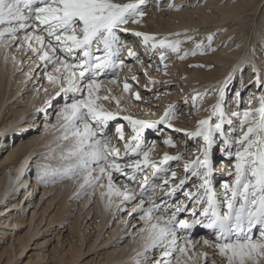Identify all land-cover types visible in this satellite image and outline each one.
Listing matches in <instances>:
<instances>
[{"label": "snow or ice", "instance_id": "1", "mask_svg": "<svg viewBox=\"0 0 264 264\" xmlns=\"http://www.w3.org/2000/svg\"><path fill=\"white\" fill-rule=\"evenodd\" d=\"M146 2L0 0V43L19 41L21 46L26 44L28 50L43 62L42 70L49 83L59 87L56 98L64 100L59 113V139L69 142L61 156L66 163L51 172L45 166L44 176L82 177L81 188H106L101 192V198L107 196L109 205L115 197L120 199V210L131 206L132 211L128 214H138L143 222L140 231L144 245L136 264H148L150 252L153 256L159 254V259H151V264H173L177 253L175 264H181V257H187L189 249L194 247L191 232L196 226L210 230L215 248L227 264H264V77L255 66L250 62L246 65L253 68L254 79L250 84L256 87L259 95L249 90L246 110H241L240 105L245 103L241 93L247 86L236 93V110L225 107L233 73L210 89L211 93H219L217 102L211 107L209 117L198 121L195 131L184 133L189 140L200 138L202 144L195 158L184 163L185 175L178 183L177 172L166 165L182 160L187 153H165L157 161L151 156L153 147L145 142L143 135L146 129L163 134V129L158 128L160 125L172 128L176 133L182 132L171 123L176 118V106L170 104L159 120L134 119L131 115L120 116L125 110L120 108L119 98L100 95L101 77L111 76L115 83L126 67L121 59L124 51L129 59L143 63L131 42L122 35L124 33L139 38L146 53L159 51L162 64L169 50L181 60L189 54L196 55L197 51L200 54L215 51L213 35L207 36L205 43L204 40L196 42L195 36L187 32L172 33L177 39H169L124 27L142 22ZM173 7L169 5V8ZM181 36L186 39H179ZM187 41H192L195 48L191 53L181 54V45ZM61 56L67 59H61ZM164 68L166 74V64ZM132 79L137 77L133 75ZM157 83L149 78L145 88L151 91L148 86ZM130 87L125 81L123 91L127 93ZM207 95L209 92L194 96L193 107L198 106V99L203 101ZM254 95L258 107L252 106ZM135 99H141L139 92L135 93ZM113 100L116 110L106 109L102 102ZM46 104L51 107L52 101L48 100ZM118 117L131 127L132 135L127 140L125 126ZM234 119L239 121L238 125L234 124ZM112 121L116 122L114 127L119 140L125 141L123 152L119 144L110 142ZM237 132L241 134L237 136ZM163 143L176 146L171 136ZM218 145H223L221 151L230 160L235 159L234 172L229 173L234 178L231 183L222 185L220 193L213 187V150ZM114 173L125 178L122 188L114 183ZM191 177L199 180V184L193 185L195 191L187 188ZM137 185L138 192L135 191ZM169 185V190L164 191ZM158 188L164 191L159 201L154 199ZM177 192H181L185 200L179 199ZM182 213L189 214L191 219H180ZM204 256L206 258V254Z\"/></svg>", "mask_w": 264, "mask_h": 264}, {"label": "bare ground", "instance_id": "2", "mask_svg": "<svg viewBox=\"0 0 264 264\" xmlns=\"http://www.w3.org/2000/svg\"><path fill=\"white\" fill-rule=\"evenodd\" d=\"M162 1L164 5H167L162 12L153 14L148 10L149 12L146 11V15L142 18L140 24L130 23L124 27L129 28L131 31L152 34L158 38L168 36L169 39H177V37L171 35L172 33L187 32L188 35L195 36L196 42L201 41L215 31L212 45H215L214 49L216 50L201 54L202 58L199 59V65L201 64V66L198 70H190L189 68L190 63L198 61L197 58L184 61L179 59L177 54L171 51L166 52L167 59L162 65H168L172 61L174 63L171 64L179 65L178 75L181 77L180 84L183 86L182 90L184 92L189 91L188 94L191 93L190 96L192 98L198 96V94L210 92V89L220 84L229 73L239 72L240 69L236 70L239 67L238 65L244 66V69L251 68L253 70L252 67H246L250 62L260 72L261 76L264 77V24L262 26L259 25L262 28L258 29L259 26L256 23L255 39H251L253 37L252 34L249 45L246 43L248 40L247 36L239 33V29L243 30L244 27L243 18L249 16L246 13L249 11L248 4L252 1L236 0L233 2L232 0H228L224 3L223 0H207L205 3L204 0H193L189 3H186V0ZM114 2L128 3L134 2V0H114ZM179 3H181L182 8L180 7V10H176V8H179ZM169 5H173L174 7L169 8ZM258 6L259 4L255 3L250 8L252 11L251 16H254V12L258 9ZM210 9L216 15H213ZM122 35L126 40L132 38V49L138 53L141 61H145L146 57L144 56H147L151 51L145 52L144 48L141 47L139 38L127 33ZM179 39L184 40L186 37L181 36ZM188 48L183 50H188ZM142 49L143 51H141ZM155 53L160 55L159 51ZM181 54H183L182 50ZM122 57L124 58L125 65H131L130 73L125 68L115 83L112 82L111 78L106 79V77H101L102 88L100 95H111L119 98V106L125 110L120 114L122 116L133 115L135 119L138 116L137 114H142L145 112V109L149 108L143 105L148 101L147 94H149V91L145 88L147 80L144 75H140L137 79L141 82L142 87L135 85L131 74L139 73L138 67L132 64L134 59H129L127 51H124ZM61 59H65V57H61ZM42 65L43 62L28 50L26 44L21 46L19 41L15 43H4L3 45L0 44V151H2L0 154V243L5 238V235H11L8 245L0 252V264H19V259L28 255L31 249L36 256L41 255L45 251L51 238L44 237L40 242H35V239L40 233L43 235L48 232L53 224H58V226H61L62 231H67L61 237L59 251H53V247L49 251L51 252L52 250L54 252L53 258L56 264H136L139 259L138 253L143 251L144 239L140 231L143 227V222L139 219L138 214L133 213L131 216L128 214L132 211L131 206L126 207V210H120L118 208L120 199L115 197L112 198L113 202L109 205L107 196L103 199L101 198V192L106 191V188H81L83 179L79 176H74L67 182L63 181L64 183L61 185L62 189L57 191L52 198H49L53 188L49 185L54 182L52 181L53 179L55 180L59 177L52 175L44 176L45 166H47V171L49 172L62 168L66 161L62 160L61 156L69 142L59 139L61 134V117L59 113L64 100L62 98H56V92L60 89L58 86L54 87L49 83L42 70ZM162 70L165 72V69ZM171 76L172 73H164L163 79L166 83L162 84L161 82L157 85L160 88H164V91L168 90L169 86L167 82L173 79ZM125 81L131 85L127 93L123 91ZM242 81H245V78ZM248 81L246 80V83ZM253 89H256V87L254 86ZM137 92L140 93L141 97V103L138 104L133 101L136 100L135 93ZM252 92L256 93L254 90ZM47 93L50 94L47 95ZM217 95L218 92H215L214 97L209 99L207 104L213 106ZM40 97L42 100L39 101ZM166 98L168 101L164 110L175 101L173 95L169 96L166 94ZM48 100L53 101L51 107L46 104ZM102 103L106 109L111 111L116 110L117 106L114 100L111 102L104 101ZM175 106H178L177 102ZM43 109L47 111L46 115L43 113ZM210 109L208 106L204 110L202 119L209 117ZM39 110L41 112L37 113ZM152 111H155V109ZM160 111L159 109L158 113L154 114V120H158ZM36 113L40 116V120H38L39 125L33 123L36 119ZM52 117H55L53 123H51ZM121 121L124 122L125 126V138H128L132 135L131 128L127 121ZM237 122L239 121L237 120ZM197 124L198 122L195 126H192L190 123L189 127L179 125L177 121H174L172 126L188 129L185 132H193L196 130ZM20 129L23 133L27 131L26 133L28 134L21 133L19 136H15V134L11 136L10 133L12 131L16 133ZM185 132H180L181 134L183 133L180 136L184 140V142L182 140L185 146L184 151H186L187 147V136L184 135ZM153 134L155 135L153 131L147 132L146 138H150L151 135L152 138H155ZM111 135V144H119L121 147L123 141H119L115 128ZM164 135L166 138L170 136L167 131ZM15 139L16 144L12 143L10 146L11 142H14ZM197 139L201 141L200 138ZM176 143L175 147H170L163 145L164 143L160 140H154L152 144V158L158 161L165 153L176 155L182 148V145L180 146ZM191 148L189 147V150ZM121 152H123V147ZM190 153L194 154V158L197 151L191 149ZM219 157H221L220 154L213 155V162ZM186 161L191 160H184L180 163L184 166ZM171 162L170 164L179 165V161ZM234 163L235 159L232 158L230 160L226 154L219 160V165L213 174H225L221 175V178L215 176V178L221 181V185L225 182L229 183L227 180L231 176H227V174L231 170L228 171L226 169L230 166L232 167ZM183 173L184 167L179 173V179L183 177ZM193 179L190 180L192 184L190 185L192 187L190 189L195 191L193 183L198 181L196 184H199V180ZM178 181L176 182L178 183ZM30 183H32L30 190L26 189L21 194L23 199L14 201L16 195H19L18 191H22ZM104 183H107L106 179ZM114 183L122 188L126 181L124 177L114 173ZM170 187L171 185L165 186L164 188L169 190ZM37 190L39 192L35 195L34 193ZM135 191H139L138 185ZM161 192L158 188L154 199L159 201L160 197L164 195ZM54 199L57 200L54 202ZM79 200L81 202L78 204ZM23 201V204L26 202V206L31 205L27 218H25L24 211L20 208ZM76 209L77 213L73 219V224L68 228L65 227ZM52 211L53 213L50 214ZM13 224H16L15 227H19L20 229L27 227L26 231L23 234H19L15 231V233H12L9 229H6L7 227H12L10 228L12 231L16 229L13 228ZM133 228L134 231H132ZM60 231L58 230L59 233ZM136 235H138V238ZM127 236H132V239L121 244V242L126 241ZM57 237L59 238L60 236ZM199 237V240L198 238L192 240L194 247L189 249L187 257H181V264H203L207 262L208 264H227L225 263L227 262L226 259L218 254L215 248V240L210 234H199ZM204 240H209L210 243L205 244L203 243ZM72 241L77 242L76 245L79 246L78 250H76V246ZM204 254H206V258ZM88 255L92 256L87 261H84L83 257H87ZM148 255L151 259H159V254L153 256L150 252ZM176 256H179V253L174 255L173 264H175ZM188 257L191 258L189 259ZM151 259L148 264H151Z\"/></svg>", "mask_w": 264, "mask_h": 264}, {"label": "rangeland", "instance_id": "3", "mask_svg": "<svg viewBox=\"0 0 264 264\" xmlns=\"http://www.w3.org/2000/svg\"><path fill=\"white\" fill-rule=\"evenodd\" d=\"M191 1H193V0H186V3H189V2H191ZM207 0H204V3L206 2ZM228 0H223V3L224 2H227ZM233 2L234 1H236V0H232ZM250 1H252V2H250L248 5V7H249V11L246 13L247 15H249V16H247L246 18H243V22H244V27H243V30H240L239 29V33H243V35H246L247 36V38H248V40H247V45H249L250 44V42H251V39H255V32H256V23L258 24V26L260 25V26H262L263 24H264V0H250ZM232 3V2H231ZM255 3L256 4H259V6H258V9L254 12L255 14H254V16L252 15L251 16V7H253L254 5H255ZM159 5V6H158ZM167 5L165 4L164 5V2L162 1V0H147V2H146V6H145V8H144V10H145V12L146 11H150L151 13H155V14H158L159 12H162V10H164V7H166ZM179 10L182 8L181 7V3H179ZM194 6V5H193ZM181 7V8H180ZM148 11V12H149ZM210 11H211V13L213 14V15H216V13L214 12L213 13V10L212 9H210ZM251 16V17H250ZM249 18V19H248ZM252 18V19H251ZM187 21V20H186ZM186 23V22H185ZM260 26L258 27V29H261L260 28ZM214 34H215V31H213L211 34H209V35H213L214 36ZM252 34H253V37H252ZM208 35V36H209ZM45 37H46V39H47V36H46V34H45ZM252 37V38H251ZM204 38V37H203ZM251 38V39H250ZM129 40H130V42H132L131 40H132V38H129ZM129 40H127V41H129ZM185 40V39H184ZM202 40H204V42L205 43H207V41H206V39L204 38V39H202ZM197 42H200V40L199 41H197ZM214 42V39H213V41H212V43ZM1 45H3L4 43H0ZM213 46V48H214V46L215 45H212ZM187 47H189L188 48V50H183V49H185V48H187ZM195 48V44L192 42V41H187L186 43H183L182 45H181V50H182V53L183 52H185V51H188L189 53H191V51L193 50ZM216 50V49H215ZM141 51H143V49L141 50ZM167 52H170V50L169 51H167ZM211 52H213V51H211ZM260 55V54H259ZM151 56V59H149V57ZM159 54L157 55V53H152V52H150L147 56H144V57H146V60L145 61H143V63H141V62H139V61H137V60H133V62H132V64H135V65H137V67H138V72L139 73H137V74H131L132 76L133 75H136V77H139L140 75H144L145 76V72L147 71V76H145V78H146V80H147V83H148V79L149 78H151V79H153V80H156V81H158L159 83H161L162 82V84L163 83H166L165 81H164V79H163V75H164V70H162V69H165L164 68V65H162V63H161V61H160V58H159ZM64 57V56H63ZM194 58H197L198 59V61H189V62H192V63H190L189 64V68H190V70H192V69H196V70H198V68L200 67H198V66H196V65H199V59H201L202 58V55L200 54V52L199 51H197V54L196 55H191V54H189L185 59H183L184 61H186V60H188V59H194ZM65 59H66V57H65ZM143 59V58H142ZM144 60V59H143ZM197 62V63H196ZM171 63H174V61H172ZM168 64L167 65V70H166V73H172V76H171V78H173L172 80H170V81H168L167 82V84H168V86H169V88H168V90H163L164 88H160V86H158L157 84L156 85H150L149 87L151 88V91H149V94H147V97H148V101H147V103L145 102V104H143L145 107L146 106H148L149 108H147V109H145L144 111V113H142V114H137L138 116L137 117H135V119H143V120H154L155 118H153V116H154V114H157L158 113V110L160 109L161 111L159 112V118H158V120L164 115V112H165V110H164V108H165V106H167V98H166V94H168L169 96L171 95H173L174 97H175V101H173L171 104L172 105H175V103L177 102L178 103V106H176V118L171 122V123H173L174 121H177V123H179V125H186V126H189L190 127V123L192 124V126H195V124L199 121V120H201L202 119V117L204 116V110L209 106V108H211L212 107V105H208L207 103H208V100L209 99H211V98H213L214 97V95H215V93H212L211 94V92H209V95H207L204 99H203V101H200L199 99L197 100V107L196 108H194L193 107V99H192V96H190V94H188V92L189 91H187V92H184L182 89H183V86L180 84V80H181V77L178 75V73H179V71H178V67H179V65H173V64ZM127 65V67H124L122 70H121V72H120V76H121V74H122V72H123V70L125 69V68H127V72L128 73H130L129 71H131V65L130 64H126ZM149 65H151V67H149ZM201 65V64H200ZM239 67L236 69V70H238V69H240L239 70V72L238 71H236L235 73H233V80L232 81H230L231 82V85L229 86V89H228V92H227V98H226V108H230V109H232V110H236V109H234V107H237V100H236V93H237V91L238 90H241L244 86H247V90H244L242 93H241V95L243 96V98H244V100H245V103L244 104H242V105H240V109L241 110H243L244 108V110H246L247 108H248V103H247V101H248V96H249V90L252 92L253 90L256 92V95H259L258 94V90L257 89H253L254 88V85H252V84H250V81L251 80H253L254 79V75H253V70H251V68H243L244 66H240V65H238ZM237 67V66H236ZM242 68H243V71H241L242 70ZM234 70V69H233ZM232 70V71H233ZM20 72H22V71H20ZM156 74V75H155ZM120 76H119V78H120ZM111 78V76H108V77H106V79H110ZM118 78V79H119ZM245 78V81H242L243 79ZM112 79V78H111ZM166 80V79H165ZM246 80L248 81V83H246ZM135 81V85H137L138 87H142V85H141V82H139V80L138 79H136V80H134ZM172 82V83H171ZM242 82H244L243 83V85H242ZM136 87V86H135ZM49 92H50V90H49ZM184 92V93H183ZM183 93V94H182ZM248 93V94H247ZM48 94H50V93H47V95ZM210 94H211V96H210ZM42 96V95H41ZM157 96L159 97V98H157ZM218 96H219V93H218V95H217V97H216V99H215V102H214V104L217 102V98H218ZM37 97V96H36ZM146 97V98H147ZM58 99V98H57ZM40 100H42V98L40 97L39 98V101ZM150 100V101H149ZM134 101V103H141L140 102V100L139 101H137V100H133ZM185 101H187V103H185ZM53 102V101H52ZM251 102H252V106L253 107H258V102L256 101V96L254 95V96H252V98H251ZM160 103V104H159ZM152 104V105H151ZM246 105V106H245ZM105 107V106H104ZM156 108H158V109H156ZM36 109V108H35ZM44 109H47V108H44ZM43 109V113H45V115L47 114V111L46 110H44ZM155 109V111H152V110H154ZM167 109V108H166ZM164 110V111H163ZM39 112H41V110H39V111H37V113H39ZM36 113V114H37ZM55 115V114H54ZM38 114L35 116V121L33 122V123H37V125H39V122H38V120H40V116H38ZM48 116V115H47ZM120 116L122 117V114H120ZM132 117H133V115H131ZM38 118V119H37ZM54 119H55V117H52V119H51V123H53L54 122ZM118 120L119 121H121L120 120V118L118 117ZM122 122V121H121ZM120 122V123H121ZM213 122H215V117H213ZM115 121H112V122H110V130H109V132H110V134H112L113 133V131H114V125H115ZM238 123L239 122H237V120H234V124H236V125H238ZM121 124H123L124 125V122H122ZM36 127V126H35ZM130 127V126H129ZM131 128V127H130ZM158 128H160V129H163V134H160L159 132H154L155 133V135L153 134V136L156 138H152V135H151V137L150 138H146V141H150V142H147L149 145L151 144V146H152V144H153V142H154V140L156 141V140H160V141H164V139H166V137H165V135L164 134H166V131H167V133H169L170 134V136L172 137V139H173V141H174V143H176V144H178V145H182L181 147V149L179 150V152L176 154V155H178V154H182V153H187L186 155H184V160H192V159H194L193 158V155L194 154H192V153H190V151H191V149H193V150H196V151H198V148H199V146L202 144V140L201 141H199V139H196V140H189L188 139V137H187V147H186V151H184V149H185V146H184V143H182V137L180 136V135H182L181 133H176V132H174L173 130H172V128H169V127H167V126H165V125H160V126H158ZM173 128H176V127H173ZM181 129V128H180ZM37 130H39V128H37ZM183 131L182 132H185L186 130H188V129H182ZM28 131H29V129H28ZM150 131H152V130H150ZM27 131H25L24 133H23V131H21V129L20 130H18V131H16V133H15V131L13 132H11L10 134H11V136H14V134H15V136H19V135H21V133L22 134H28V133H26ZM20 133V134H19ZM158 133V134H157ZM9 134V135H10ZM241 133H239V132H237L236 133V135L237 136H239ZM111 137H112V135H111ZM189 140V141H188ZM120 141V140H119ZM118 141V142H119ZM183 142H184V140H183ZM12 143H15L16 144V139H15V141L13 142H11V144H10V146L12 145ZM181 143V144H180ZM190 144V145H189ZM163 145H165V144H163ZM192 145V146H191ZM153 147V146H152ZM189 147H192L190 150H189ZM222 147H223V145H218V146H216L215 148H214V150H213V155H221V157H219L218 159H216L214 162H213V164H214V170L216 171V169H217V167H218V165H219V160L222 158V156L224 155V153L221 151V149H222ZM4 150V149H3ZM1 152L2 151H0V154H1ZM180 160L179 161V165H177V164H170V163H172L171 161L169 162V164L168 165H166V166H169L170 167V170H175L176 172H177V179L179 180V177H180V172L183 170V164H181L180 162L181 161H184V160ZM181 166V167H177V166ZM175 166V167H174ZM172 168H175V169H172ZM231 172H233V171H231ZM169 174H170V172H169ZM218 174V173H217ZM183 176L185 175V173H183L182 174ZM221 175V174H220ZM223 175H225L224 173H223ZM228 175H229V173H228ZM227 175V176H228ZM170 176V175H169ZM215 176H217L216 174H213V178H215ZM230 176V175H229ZM194 178V179H193ZM69 179H71V178H68V179H60V178H56L55 180L53 179L52 181H54V182H52L49 186L50 187H53L52 188V191L50 192V195H49V198H52L55 194H56V192L57 191H59L60 189H62L61 188V185L66 181H68ZM195 180L196 178L195 177H191L190 178V180ZM233 179V176H231L230 177V179L229 180H227V181H231ZM178 180H176V181H178ZM64 181V182H63ZM126 181V180H125ZM216 182L215 184L213 183V187L214 188H218V190H216L217 192H219V191H221V188H222V185H221V181L220 180H218V178H215V179H213V182ZM198 181H196L195 183H193V181H192V183L193 184H196ZM220 183V186L218 185ZM31 184L32 183H30L29 185H26V187L21 191V190H19L18 192H19V195H16V197H15V200L14 201H19L20 199L22 200L23 198H22V193H23V191L24 190H26V189H29L30 190V186H31ZM190 185H192L190 182H189V184L187 185V188H192ZM219 186V187H218ZM158 190V189H157ZM191 190V189H190ZM164 191H168V190H166L165 188H164ZM164 191H162L161 193L163 194L164 193ZM38 190L37 191H35V195L36 194H38ZM176 196L177 197H179V199H181V200H185L184 199V197H183V195H182V193L181 192H177L176 193ZM36 197V196H35ZM57 199H54V202L56 201ZM81 202V200H79L78 201V204ZM187 202V201H186ZM24 203V201L22 202V204H21V210H23L24 211V214H25V218H27L28 217V215H29V210H30V208H31V205H28V206H26L27 204H26V202H25V204H23ZM41 205V204H40ZM4 206H6V205H4ZM23 208V209H22ZM126 210V209H125ZM6 212V211H5ZM4 212V213H5ZM51 213H53V211L52 212H50V214ZM76 213H77V209H76V211H75V213L71 216V218H70V221L69 222H67V224H66V226L65 227H70L72 224H73V219L75 218V215H76ZM121 214H123V213H121ZM183 215H185V214H181L180 216H182L183 217ZM186 215H187V213H186ZM132 224V223H131ZM15 225L16 224H13L12 226H13V228H16V229H14L13 231H12V229H10V228H12V227H7L6 225V229H9L10 230V232H12V233H15V232H18L19 234H23L25 231H26V228L27 227H22L21 229L19 228V227H15ZM114 225V224H113ZM112 225V226H113ZM129 229V228H128ZM58 230H61L60 231V233L58 232ZM15 231V232H14ZM132 231H134V228H133V230ZM67 233V231H62V229H61V226H58V224H53L52 225V227H51V229L48 231V232H46V233H44L43 235L40 233L39 235H38V237H36V239H35V242L36 241H38V242H40L41 241V239H43L44 237H47V238H51V240L48 242V244H47V247H46V249H45V251L44 252H42V254L41 255H38V256H36L35 254H33V250L31 249L29 252H28V255L30 254V256H28V255H26L24 258H21V259H19V264H56V262L54 261V258H53V254H54V252H52V250L53 251H55V250H58L59 251V249H60V245H59V243H60V241H61V237H62V235H65ZM9 235V236H8ZM10 234H7V235H5V238L2 240V244L0 243V252L3 250V248H5L7 245H8V241L10 240ZM57 236H60L59 238L57 237ZM137 236V238H138V235H136ZM136 236H135V238H136ZM136 238V239H137ZM198 238V240H199V235H197V236H192L191 237V239L192 240H196ZM132 239V236H127L126 237V241H123V242H121V244H124V242H128L129 240H131ZM73 242V244H75V248H76V250H78L79 249V246H77L76 244H77V242L76 241H72ZM51 243V244H50ZM55 243V244H54ZM51 247H53V249L51 250V252H49L50 251V249H51ZM84 247V246H83ZM49 249V250H48ZM75 250V251H76ZM153 254V253H152ZM86 256V255H85ZM92 255H88L87 257H83L84 259V261L86 260L87 261V259L89 258V257H91ZM21 261V262H20ZM83 262V261H82ZM225 263H227V262H225ZM203 264H208V262L207 263H203Z\"/></svg>", "mask_w": 264, "mask_h": 264}]
</instances>
